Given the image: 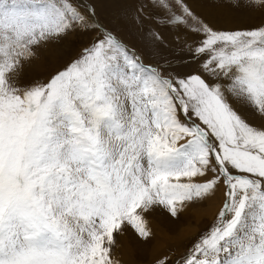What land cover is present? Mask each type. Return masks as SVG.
<instances>
[{"label":"snow or ice","instance_id":"obj_1","mask_svg":"<svg viewBox=\"0 0 264 264\" xmlns=\"http://www.w3.org/2000/svg\"><path fill=\"white\" fill-rule=\"evenodd\" d=\"M224 3L264 13V0L201 6ZM77 32L78 55L19 84L36 46ZM247 109L264 121V25L215 30L186 0H0V264H121L117 235L153 236L146 212L176 218L218 190L214 223L151 264H264V122Z\"/></svg>","mask_w":264,"mask_h":264},{"label":"rangeland","instance_id":"obj_2","mask_svg":"<svg viewBox=\"0 0 264 264\" xmlns=\"http://www.w3.org/2000/svg\"><path fill=\"white\" fill-rule=\"evenodd\" d=\"M186 2L192 7L201 22L208 23L215 30H249L264 25V13L258 11L229 7L227 3L215 9H206L201 6L204 0H186ZM105 12L104 8H98L101 20H105ZM198 27L199 24L196 21H190L187 25L179 27V33L182 38L188 40L189 44H192L193 41L199 39V33L196 31ZM161 31L165 39L173 47H176V30L163 28ZM121 35L144 57L146 62L160 59V57H153L147 43L137 38L128 28H125ZM89 42L90 36L77 32L70 33L59 41L42 43L36 46L34 48L35 57L23 62V69L18 79L19 84L23 86L33 82H47L52 74L61 69L70 58L78 55L80 49ZM163 54L170 55L171 53L164 50ZM191 67H195V65H191ZM245 114L253 124L264 122L259 114L254 113L251 109L245 110ZM222 201V190H218L214 196L203 203L191 205L176 218L172 217L161 206L150 209L144 215L149 227L153 228V236L144 241L138 237L130 226L127 227L122 234L116 236L117 243L114 249L116 257L121 260V264H151L153 258L162 253L179 255L214 223L222 206ZM213 206H215V210ZM160 232L166 233V240L161 237ZM157 236L162 241L158 246ZM179 240V245H177L176 242Z\"/></svg>","mask_w":264,"mask_h":264},{"label":"bare ground","instance_id":"obj_3","mask_svg":"<svg viewBox=\"0 0 264 264\" xmlns=\"http://www.w3.org/2000/svg\"><path fill=\"white\" fill-rule=\"evenodd\" d=\"M137 52H138V51H137ZM220 206H221V205H220ZM214 207H215V206H213V209H214ZM214 210H215V209H214ZM155 228H156V227H155ZM152 229H153V228H152ZM152 229H151V230H152ZM158 230H159V228H158ZM165 234H166L165 232H164V233H163V232H162V233L160 232V235H161V237H163L164 240L167 239V238L165 239V237H166ZM155 235H156V234H155ZM157 237H158V236H157ZM169 239H170V238H169ZM179 242H180V240H179L178 242H176V244L179 245ZM161 243H162V241H160V238L158 237V238H157V246L160 245ZM157 246H156V247H157Z\"/></svg>","mask_w":264,"mask_h":264}]
</instances>
